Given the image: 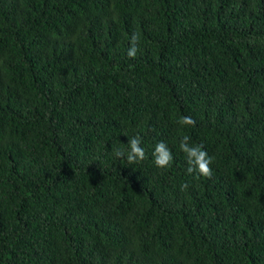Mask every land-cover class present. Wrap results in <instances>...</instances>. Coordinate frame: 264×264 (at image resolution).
<instances>
[{"label": "trees", "instance_id": "obj_1", "mask_svg": "<svg viewBox=\"0 0 264 264\" xmlns=\"http://www.w3.org/2000/svg\"><path fill=\"white\" fill-rule=\"evenodd\" d=\"M0 264H264V0H0Z\"/></svg>", "mask_w": 264, "mask_h": 264}, {"label": "clouds", "instance_id": "obj_2", "mask_svg": "<svg viewBox=\"0 0 264 264\" xmlns=\"http://www.w3.org/2000/svg\"><path fill=\"white\" fill-rule=\"evenodd\" d=\"M138 42V37L133 36V43L128 50L127 55L134 58L137 52L136 43ZM178 123L184 126H194L195 120L191 116H182ZM190 136L184 135L179 143L180 150L186 155L187 163L189 167L187 172L189 174L198 173L199 176L204 178L212 177V168L210 165L213 163V158L209 156L208 152L203 149L202 145H193L190 143ZM142 138L140 136H134L128 141L129 150L127 152L123 150H117L114 155L118 158H125L131 163L137 161H142L145 159L146 153L143 147H141ZM154 157V163L158 168H167L171 165L173 161V154L169 146L160 141L155 145L154 152L152 153ZM188 184L181 186V190L187 189Z\"/></svg>", "mask_w": 264, "mask_h": 264}]
</instances>
